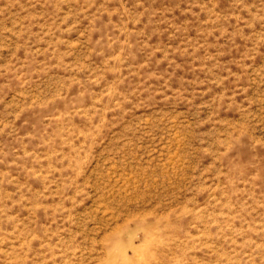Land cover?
Returning a JSON list of instances; mask_svg holds the SVG:
<instances>
[{
    "label": "rangeland",
    "instance_id": "1",
    "mask_svg": "<svg viewBox=\"0 0 264 264\" xmlns=\"http://www.w3.org/2000/svg\"><path fill=\"white\" fill-rule=\"evenodd\" d=\"M0 264H264V0H0Z\"/></svg>",
    "mask_w": 264,
    "mask_h": 264
},
{
    "label": "bare ground",
    "instance_id": "2",
    "mask_svg": "<svg viewBox=\"0 0 264 264\" xmlns=\"http://www.w3.org/2000/svg\"><path fill=\"white\" fill-rule=\"evenodd\" d=\"M138 229V228H137ZM116 244V243H115Z\"/></svg>",
    "mask_w": 264,
    "mask_h": 264
}]
</instances>
